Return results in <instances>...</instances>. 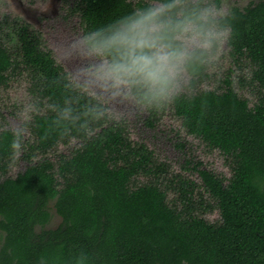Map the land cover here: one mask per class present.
Here are the masks:
<instances>
[{
    "label": "trees",
    "instance_id": "16d2710c",
    "mask_svg": "<svg viewBox=\"0 0 264 264\" xmlns=\"http://www.w3.org/2000/svg\"><path fill=\"white\" fill-rule=\"evenodd\" d=\"M136 3L74 0L72 8L83 35ZM224 19L226 55L234 68H247L254 100L239 94L230 74L196 90L209 77L205 66L168 106L230 167L224 179L196 162L201 185L132 142L122 120L70 81L39 30L17 17L0 22V86L24 75L35 105L30 139L0 130V264H264V0L233 6ZM93 107L102 114H86ZM165 110L148 112L145 123L153 126ZM73 138L81 142L68 156L49 159ZM19 145L30 163L10 177ZM50 202L61 222L45 229ZM215 207L220 218L211 222L204 214Z\"/></svg>",
    "mask_w": 264,
    "mask_h": 264
},
{
    "label": "rangeland",
    "instance_id": "374dc122",
    "mask_svg": "<svg viewBox=\"0 0 264 264\" xmlns=\"http://www.w3.org/2000/svg\"><path fill=\"white\" fill-rule=\"evenodd\" d=\"M257 1L220 0L218 8L225 15L233 6L243 8ZM73 2L74 0H0V22L6 18L17 17L39 30L43 46L51 51L56 62L68 73L70 81L80 85L84 92L101 101L109 117L122 120L130 140L144 143L153 151L154 159L165 162L170 172L181 173L192 179L196 185H201V178L193 168V165L199 161L200 168H206L227 179L231 170L222 153L218 149H209L200 138L186 133L180 119L173 114L172 108L167 107L159 120L153 126H148L145 123L147 113L135 110L119 98L98 94V91L89 87L92 61L82 56L76 47V41L82 35V29L78 13L72 8ZM2 29H0L1 32H3ZM6 30L7 28H4V31ZM226 51L227 44L223 46L218 59L207 65L209 77L200 83L196 90L214 89L222 85V79L230 74L239 94L253 101L254 91H251L247 85L249 76L247 68H234ZM27 87L28 81L24 75L14 76L7 87L0 86V130L8 128L19 131L23 141L31 138L29 124L35 110L34 101ZM182 92H189L188 84ZM80 142L73 138L66 143H59L47 156L55 162L61 156H68ZM23 151L24 148L19 145L7 173L8 176L15 177L30 163L22 157ZM40 158L35 157L33 162ZM172 197L171 193L168 199ZM204 197L209 200L206 192ZM49 210L51 216L48 223L43 226L45 229L55 228L61 222V217L55 212L52 202L49 203ZM204 217L211 222L217 221L220 218L219 210L215 207L206 212ZM39 229V226L36 227V231Z\"/></svg>",
    "mask_w": 264,
    "mask_h": 264
},
{
    "label": "clouds",
    "instance_id": "9594fccd",
    "mask_svg": "<svg viewBox=\"0 0 264 264\" xmlns=\"http://www.w3.org/2000/svg\"><path fill=\"white\" fill-rule=\"evenodd\" d=\"M229 35L215 0H138L129 10L94 23L76 47L92 61V90L141 113H158L218 59ZM88 113L102 114L95 107Z\"/></svg>",
    "mask_w": 264,
    "mask_h": 264
}]
</instances>
